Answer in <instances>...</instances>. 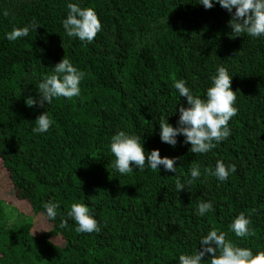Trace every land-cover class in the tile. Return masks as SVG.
Returning a JSON list of instances; mask_svg holds the SVG:
<instances>
[{"label": "trees", "instance_id": "16d2710c", "mask_svg": "<svg viewBox=\"0 0 264 264\" xmlns=\"http://www.w3.org/2000/svg\"><path fill=\"white\" fill-rule=\"evenodd\" d=\"M69 3L97 13L102 30L91 44L65 33ZM234 12L200 0H0V264H179L211 230L264 251V36L235 37ZM33 20L39 27L26 37L6 39ZM64 57L85 73L81 95L26 106ZM221 66L237 96L230 136L205 154L183 136L175 147L161 142V117L177 127L188 106L174 82L204 99ZM44 112L54 123L34 133ZM120 131L141 137L146 153L176 158V173L161 165L121 175L110 151ZM217 161L235 165L226 181L204 173ZM195 165L201 176L188 184ZM49 201L59 204L52 221L42 206ZM201 202L213 210L198 215ZM72 203L89 207L99 233L75 230ZM242 212L255 237L231 231Z\"/></svg>", "mask_w": 264, "mask_h": 264}, {"label": "clouds", "instance_id": "9594fccd", "mask_svg": "<svg viewBox=\"0 0 264 264\" xmlns=\"http://www.w3.org/2000/svg\"><path fill=\"white\" fill-rule=\"evenodd\" d=\"M205 9H211L214 3L232 13L228 26L235 37L247 34L253 38L264 36V0H200ZM67 18L62 25L68 37L78 38L82 43L91 44L102 30V24L95 10L90 7L82 8L76 3H69ZM7 16L8 12L5 11ZM39 27L35 20L30 26L14 28L6 39L16 41L26 37L30 28ZM53 74L47 75L38 85L39 101L29 97L25 103L28 107L51 104L54 98H65L69 101L81 95L80 84L85 73L73 66L67 58L52 68ZM211 86L206 91V98L194 96L186 86L184 80L174 82V88L180 97L186 98L187 107L179 108L177 127L167 123L163 117L159 122L160 140L172 147L177 143V136H183L184 143L190 144V151L194 154H205L214 149L217 144L226 140L231 130L230 120L238 114L236 105V92L231 89L232 76L224 67H218L216 75L211 77ZM54 121L46 112L39 115L35 121L34 133H46ZM110 151L115 157L114 168L121 174L127 175L133 172V168L144 170L147 166L153 171H158V166H163L165 171L176 173V158H161L158 150L146 153L141 142V137L130 135L120 131L112 136ZM236 171L235 165L226 166L222 161H217L215 170L205 168L204 173L215 176L220 181H226L231 173ZM199 165L190 169L188 184L200 178ZM185 188L179 177L176 179V190L180 192ZM47 220L52 221L58 215V203L51 201L44 203ZM213 210L211 202H201L198 205V215L204 216ZM67 217L75 221L78 233H99L100 227L95 218L90 214V209L83 203H72ZM251 221L245 214L240 213L231 223L230 229L237 238L255 237L256 232L250 228ZM60 227H67V219L61 220ZM227 234L211 230L199 242L200 251L195 254H182L179 256V264H202L203 258L210 256L207 264H264V251L255 255L250 248L239 247L229 239Z\"/></svg>", "mask_w": 264, "mask_h": 264}, {"label": "rangeland", "instance_id": "374dc122", "mask_svg": "<svg viewBox=\"0 0 264 264\" xmlns=\"http://www.w3.org/2000/svg\"><path fill=\"white\" fill-rule=\"evenodd\" d=\"M4 181H5V178H4Z\"/></svg>", "mask_w": 264, "mask_h": 264}]
</instances>
